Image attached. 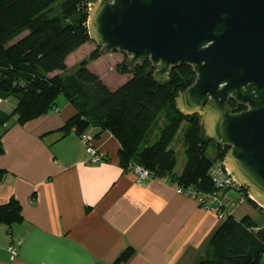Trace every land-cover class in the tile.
<instances>
[{
    "label": "crops",
    "instance_id": "0c3cea01",
    "mask_svg": "<svg viewBox=\"0 0 264 264\" xmlns=\"http://www.w3.org/2000/svg\"><path fill=\"white\" fill-rule=\"evenodd\" d=\"M77 51L67 56V68ZM63 98L37 119L20 125L14 115L0 129V205L17 200L23 217L0 225V264H199L223 219L177 194L168 180H140L123 168L118 142L93 126L85 133L106 158L92 162L80 136L58 131L76 113ZM15 105L1 101L0 111L11 115ZM218 194L228 204L225 217L264 229V213L241 192Z\"/></svg>",
    "mask_w": 264,
    "mask_h": 264
},
{
    "label": "trees",
    "instance_id": "16d2710c",
    "mask_svg": "<svg viewBox=\"0 0 264 264\" xmlns=\"http://www.w3.org/2000/svg\"><path fill=\"white\" fill-rule=\"evenodd\" d=\"M91 0H0V102L16 101L13 114L0 111V129L16 115L23 125L53 109L62 95L76 113L58 131L81 136L91 127L109 132L119 144L118 158L123 168L138 166L150 178L168 180L183 190L198 193L215 191L210 177L213 163L223 161L227 151L204 137L196 114L183 116L175 109L179 92L191 86L196 75L190 66L171 70L166 82L153 79L151 64L129 70L126 61L116 65L117 73L127 78L110 89L101 77L87 67L103 54L91 51L65 75L66 58L90 42L86 28ZM234 112L245 108L233 100ZM163 123L158 138L147 144L158 118ZM184 164L179 175L172 143L181 126ZM216 144L213 159L206 156L210 143ZM3 148L0 138V155ZM5 170L0 169V181ZM242 197L252 206L264 210L248 198L247 188L240 187ZM21 205L15 199L0 205V225L22 222ZM128 250L123 259L129 257ZM264 229L250 219L236 221L225 217L213 233L208 251L199 264H263Z\"/></svg>",
    "mask_w": 264,
    "mask_h": 264
},
{
    "label": "water",
    "instance_id": "95a60500",
    "mask_svg": "<svg viewBox=\"0 0 264 264\" xmlns=\"http://www.w3.org/2000/svg\"><path fill=\"white\" fill-rule=\"evenodd\" d=\"M87 15L90 42L125 55L129 70L148 60L162 83L192 68L175 109L196 114L204 137L227 147L224 165L264 209V0H94Z\"/></svg>",
    "mask_w": 264,
    "mask_h": 264
},
{
    "label": "rangeland",
    "instance_id": "374dc122",
    "mask_svg": "<svg viewBox=\"0 0 264 264\" xmlns=\"http://www.w3.org/2000/svg\"><path fill=\"white\" fill-rule=\"evenodd\" d=\"M93 1L94 0H91L90 3L88 4V6H90V4ZM96 48H97L96 45L92 42H88V43L84 44L83 46H81L78 49L76 56L73 59L71 58L69 65H68V68L66 69L64 74L70 75V74L74 73V71L76 69L75 64H77L78 62H80L81 60L86 58L88 56V54ZM103 55H105V56H103L101 59H99L95 62L89 63L87 68L91 72H95V73H98L99 75H101V77H102L101 79L110 89H115L116 87H118L120 85L121 79L123 78L120 76V74L117 73L116 65L121 64L124 61H126V56L123 54L117 53V52L111 53V55L110 54H103ZM63 100H64V98L61 95L58 98L57 103H59V101H63ZM162 123H163V119H162V117H159L157 122L154 124V126L151 130V133H150L148 140H147V144H152L158 138L160 128L162 127ZM184 128H185V126L182 125L181 128L179 129L178 133H177V136L175 137V139L172 143V148L175 151L176 158H177V164H176L175 169H174L175 173L181 171L183 164H184V157H183L182 147H181L182 131ZM215 152H216V144L212 142L208 146V149L206 151V156L210 159H213L215 156ZM236 193H238V191ZM263 264H264V262H263Z\"/></svg>",
    "mask_w": 264,
    "mask_h": 264
},
{
    "label": "built area",
    "instance_id": "2783aa9c",
    "mask_svg": "<svg viewBox=\"0 0 264 264\" xmlns=\"http://www.w3.org/2000/svg\"><path fill=\"white\" fill-rule=\"evenodd\" d=\"M109 54L111 55V53ZM80 138L85 145L86 152L91 156L92 162L96 163L106 158L105 153L96 150L92 146L91 136L85 133L82 134ZM129 169L137 173L140 177V180H146L150 178V174L148 173V171L143 170L138 166H129ZM209 174L214 185L215 191H212L210 193H198L191 188L183 190L177 187L176 193L185 194L187 196L195 198L203 209L217 214L220 219H224L225 215L223 214V211L228 204L219 196L218 193L221 191L239 192L241 186L237 184V182L235 181V179L233 178V176L222 161H216L213 164ZM8 251L10 252L12 257L17 256V248L15 246H9Z\"/></svg>",
    "mask_w": 264,
    "mask_h": 264
}]
</instances>
